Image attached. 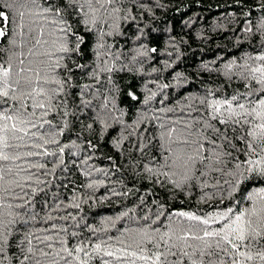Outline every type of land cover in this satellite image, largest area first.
<instances>
[{"label":"snow or ice","instance_id":"snow-or-ice-1","mask_svg":"<svg viewBox=\"0 0 264 264\" xmlns=\"http://www.w3.org/2000/svg\"><path fill=\"white\" fill-rule=\"evenodd\" d=\"M232 4L192 77L160 0H0V264H264V0Z\"/></svg>","mask_w":264,"mask_h":264},{"label":"trees","instance_id":"trees-1","mask_svg":"<svg viewBox=\"0 0 264 264\" xmlns=\"http://www.w3.org/2000/svg\"><path fill=\"white\" fill-rule=\"evenodd\" d=\"M160 3L166 6L157 12L158 19L153 22L156 31L150 46L163 52L169 37L180 42L183 55L175 70L195 77L201 61L213 59L225 48L232 49L233 25L228 20V13L234 10L232 0H160ZM106 154L107 149L101 155ZM99 163L107 164V161ZM114 208H117L115 203L101 206L106 214H111Z\"/></svg>","mask_w":264,"mask_h":264}]
</instances>
